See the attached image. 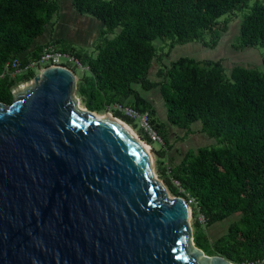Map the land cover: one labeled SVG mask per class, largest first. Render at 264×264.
Masks as SVG:
<instances>
[{"label":"trees","instance_id":"obj_1","mask_svg":"<svg viewBox=\"0 0 264 264\" xmlns=\"http://www.w3.org/2000/svg\"><path fill=\"white\" fill-rule=\"evenodd\" d=\"M71 4L104 24L94 55L68 49L89 71L77 83L85 108L100 112L134 96L130 105L153 117L156 108L134 86L145 91L160 88L171 125L189 128L201 120L203 132L231 144L187 150L174 165L163 159V148L152 147L156 173L173 195H188L198 202L205 220L192 223L196 247L236 264H264V54L263 70L234 65L229 74L222 61L186 57L168 65L162 61L176 46L196 42L217 47L221 30L238 15L242 17L235 48L264 49V0H71ZM58 8V0H0V102L12 103L18 84L17 79L1 77L6 62L40 51L42 45H32L33 40ZM164 49L168 52L162 54ZM155 63L157 82L150 79ZM32 76L29 72L22 81ZM113 117L132 125L148 145L153 144L133 119L119 112ZM153 122L168 145L166 129ZM235 214L239 218L212 241L207 227Z\"/></svg>","mask_w":264,"mask_h":264},{"label":"water","instance_id":"obj_2","mask_svg":"<svg viewBox=\"0 0 264 264\" xmlns=\"http://www.w3.org/2000/svg\"><path fill=\"white\" fill-rule=\"evenodd\" d=\"M79 80L49 66L0 102V264H236L194 245L182 197L125 129L77 107Z\"/></svg>","mask_w":264,"mask_h":264},{"label":"rangeland","instance_id":"obj_3","mask_svg":"<svg viewBox=\"0 0 264 264\" xmlns=\"http://www.w3.org/2000/svg\"><path fill=\"white\" fill-rule=\"evenodd\" d=\"M58 3L60 6V10L58 8L57 12H55L53 14V16L51 17V20H50V22H52L53 24L55 23V26L52 25L53 35L57 32V30L65 31V32H71L74 36L78 35V36H80L83 43H81L82 45H80V43H78L77 40L74 39L75 40L74 43L77 45L75 47L77 49H80V50H82V48H84L87 52H89L88 54L94 55L96 45L99 42V34L97 35V32L93 31V36H92L91 26H90V28L84 29V31L80 28V23H86L87 21L82 22L83 21L82 18H80L79 16H75L76 15L75 12H73V10L69 6V0H58ZM74 11H77V10H74ZM78 13L82 16H91L88 14H81V12H78ZM59 14H60V17L62 20H61L60 26L58 28H56L57 19H58ZM74 17H77V18H74ZM91 17H93V16H91ZM241 17H242L241 15H238L237 17H231L232 19H230L227 22L226 29H224V31L221 30V37L219 39L217 47H215L213 49L207 48V47L202 46L201 44H197L196 42H193V43H189V44H185V45L176 46L172 50H170L169 52L167 51V49H164L162 51L163 52L162 54H164L166 52H168V54L166 56L165 55L163 56V59H162L163 63L168 65V64H170V63H172V62H174L180 58L186 57V58H192L196 61H205V60L222 61L224 71L226 74H229V71L232 68L231 66H234V65H241V66H245V67H249V68H254V69H257L259 71L263 70V65H262V55L264 54L263 48H261V47H254V48L250 47V48H242V49H238V48L236 49L235 48V47H237V45H236V38L238 35V28L237 27H238V22L241 20ZM73 18L75 19V21ZM46 27H45V29H46ZM47 31L48 30H46V32H43V34H42L43 36H41V37L45 38ZM113 35L114 34H107L108 37H112ZM206 36H207V34H206ZM37 37L38 36H36L34 38V40ZM69 38H74V37L67 35V39H69ZM91 39H92V42L94 40V43H93L94 45H92V46H90ZM71 44H72V42H70V45ZM72 67L75 70V72L77 73L78 77L80 76L79 78H81L83 73H89L88 70L86 72H83L77 66H72ZM157 70H158V66L155 63L154 68L152 69L151 74H150V79L152 81H155V82L159 81V77L157 75ZM32 73L35 74V73H37V71L34 70ZM27 82L28 83L26 84V87L32 86V84L29 83V81H27ZM138 86L139 85H135L134 88L136 90H138L143 97L148 99L153 104V106L156 108L157 119H158V122L160 123V127H161V129H164V128L166 129L168 141L171 140V142L173 143L172 144L173 148L170 150L169 156H168V164H170V160L174 161L175 159H177L179 157L180 153H184L187 150H189L190 152H194V150L197 147H201V146L212 147V146L231 145L229 143L220 142L219 138L209 136L205 132L202 135L197 134V131H196L197 130V124L201 120H195L189 124V127L191 128V132L189 134H187V136L185 137L184 140H182L180 138L181 130L177 129V127H175V125H171L167 120V114H166L167 108H166L164 100L162 99L160 88L145 91ZM14 91H16V88H14ZM21 92H24V90H22ZM76 93H77V90H76ZM78 97H80V95H78ZM120 100H122L123 104H126L129 102H132L133 100H135V98H134V96H128V97H123ZM77 107H83L84 109H86L85 103L81 97H80V101L77 104ZM105 111H106V109L104 108L102 111L96 112V114H97V116H103L105 114ZM123 123H125V122H123ZM126 125H128V127L139 137V139L146 146L148 145V143L140 137L137 129H134L132 127V125H129V124H126ZM167 125H170V127L176 128L173 133L170 132V134H169L170 128L167 130ZM179 131H180V133H179ZM169 137H171V139ZM164 145H165V140H164L163 144L162 143L150 144L151 151H152V158H153V173L152 174L155 175V178H157V180H161V179L159 178V176L156 173L155 154H154L152 147L156 148L157 150H160L161 148H163ZM165 188L167 189L166 186H165ZM167 194L169 197L175 196L171 192H169L168 189H167ZM189 209H190L189 210L190 216L188 217V219H189V222L191 223V225H192L193 221L196 219L200 220L201 223H204V221H202V219H201L200 214L193 216V214H191V208L190 207H189ZM239 215L240 214L232 215L231 217L227 218L223 222H217L214 225H212L211 227H207L206 232L208 234V237L211 238L212 241H214L220 235L226 233L230 223L232 221H234L235 219H238ZM192 229H193V227H192ZM191 242H192V240H190V242H189V247H190L189 250L193 251V249L190 245Z\"/></svg>","mask_w":264,"mask_h":264},{"label":"built area","instance_id":"obj_4","mask_svg":"<svg viewBox=\"0 0 264 264\" xmlns=\"http://www.w3.org/2000/svg\"><path fill=\"white\" fill-rule=\"evenodd\" d=\"M55 65L68 66L72 69V66H77L82 71H86L88 69L83 66L80 59L73 51L64 49L57 43L47 42L42 45L40 51H38L35 56L29 55L26 59L17 56L6 62L2 76L7 74H24L33 72L34 70L40 72L42 69ZM29 82H32V78ZM114 112H119L120 114L133 119L134 123L137 124L138 129L143 131L152 143H164L163 137L159 134L155 127L150 111H141L132 105L116 102L112 105H108L105 111V113H110L112 115H114ZM173 184L178 188V190L182 191L177 180H173ZM182 199L184 200L187 209L190 210L189 207L191 208V214H193L192 210H195L197 215H201L198 208V202H196L193 197L186 195V198L182 197ZM201 219L202 221L205 220L202 215ZM243 264L260 263L257 261H246Z\"/></svg>","mask_w":264,"mask_h":264},{"label":"crops","instance_id":"obj_5","mask_svg":"<svg viewBox=\"0 0 264 264\" xmlns=\"http://www.w3.org/2000/svg\"><path fill=\"white\" fill-rule=\"evenodd\" d=\"M69 6H70V8L73 10V12H75V16H79L80 18H82L83 19V21L82 22H85V21H87L86 23H80V28L84 31V29H86V28H90V26H91V34H92V36H93V31L94 32H97V35L99 34V32H100V30L104 27V24H103V22L102 21H100V20H98L97 18H94V17H91V16H82V15H80L78 12V10L77 9H75L73 6H72V4H71V0H69ZM59 10H60V6H59ZM74 10H77V11H74ZM82 14V13H81ZM74 18H77V17H74ZM73 18V19H74ZM61 17H60V14L58 15V19H57V24H56V28H58L59 26H60V24H61ZM74 21H75V19H74ZM81 22V21H80ZM52 25H54L55 26V23L53 24L52 22H48L47 23V27H46V29H44V31L43 32H46V30H48L47 31V33H46V36H45V38L44 37H41V36H43L42 34L43 33H41L40 35H38V37L35 39V40H33V44L32 45H43L44 43H47V42H56L57 44H59L60 46H62L63 48H66V49H73V48H75L76 50H80V49H77L75 46H77L74 42H75V40L74 39H76L77 40V42L78 43H80V45H82L81 43H83L82 42V40H81V38H80V36H78V35H76V36H74L71 32H65V31H59V30H57V32L53 35V29H52ZM67 35H69V36H71V37H74V38H69V39H67ZM41 37V38H40ZM70 42H72V44L70 45ZM94 43V40H93V42H92V39H91V42H90V46H92V45H94L93 44ZM198 44V43H197ZM203 46V45H202ZM80 51H82V52H85V53H89V52H87L84 48H82V50H80ZM29 54H27V56H28ZM27 58V57H26ZM25 58V59H26ZM26 74H28V73H24V74H7V75H5V76H2V74H1V77L2 78H10V79H17L18 80V84L19 83H24L23 84V86H26V84L27 83H25V81H22L23 79V77L26 75ZM80 79V78H79ZM17 84V85H18ZM16 85V86H17ZM19 91V89H16V92H18ZM15 92V91H14ZM20 92V91H19ZM80 98V97H79ZM126 104H132V102H129V103H126ZM153 119H155V123H157V124H159L160 125V123L158 122V119H157V111H156V113L155 114H153ZM170 128V129H169ZM169 129V134H170V132H174V130L176 129V128H174V127H170V125H167V130ZM177 129H179V128H177ZM180 130H181V135H180V138L182 139V140H184L185 139V137L187 136V134H189L190 132H191V128L189 127V128H180ZM197 134H199V135H202L204 132L202 131V123H201V121L200 122H198V124H197ZM178 133V132H177ZM179 133H180V131H179ZM170 139H171V137H169ZM172 142H171V140H169V146L167 145V144H165L164 146H163V154H162V157H163V159H165V161H168V156H169V152H170V150L173 148L172 147ZM171 146V147H170ZM185 146V145H184ZM183 155V153H180L179 154V157L177 158V159H175L174 161H171L170 160V164L171 165H174V164H177L178 162H179V160H180V158H181V156Z\"/></svg>","mask_w":264,"mask_h":264},{"label":"bare ground","instance_id":"obj_6","mask_svg":"<svg viewBox=\"0 0 264 264\" xmlns=\"http://www.w3.org/2000/svg\"><path fill=\"white\" fill-rule=\"evenodd\" d=\"M81 110H86V109H84L83 107H79ZM95 114H96V112H95ZM112 114H110V113H105L103 116H97V114H96V116H97V118H99V119H105V118H107V119H110L111 121H113V122H115L116 124H118V125H120V127L121 128H123V129H125L128 133H129V135L131 136V137H133V139L136 141V142H138L139 143V145H140V147L147 153V155H149V157L151 158V160L153 159L152 158V151H151V147H150V145H145L140 139H139V137L128 127V125H126L125 123H123V122H121L120 120H118L117 118H115V117H113L114 115H112ZM187 213H188V217H189V210L187 211Z\"/></svg>","mask_w":264,"mask_h":264},{"label":"clouds","instance_id":"obj_7","mask_svg":"<svg viewBox=\"0 0 264 264\" xmlns=\"http://www.w3.org/2000/svg\"><path fill=\"white\" fill-rule=\"evenodd\" d=\"M54 43H56V42H54ZM74 70V69H73ZM75 71V70H74ZM77 74V73H76ZM34 75V74H33ZM33 77V76H32ZM27 81H25V83H26ZM28 83V82H27ZM24 84V83H23ZM106 109V108H105ZM95 112V111H94Z\"/></svg>","mask_w":264,"mask_h":264}]
</instances>
